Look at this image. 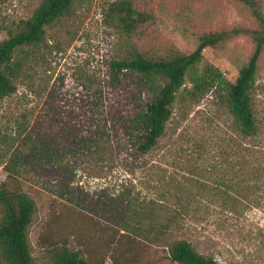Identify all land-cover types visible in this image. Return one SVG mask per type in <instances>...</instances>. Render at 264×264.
<instances>
[{"label": "rangeland", "instance_id": "1", "mask_svg": "<svg viewBox=\"0 0 264 264\" xmlns=\"http://www.w3.org/2000/svg\"><path fill=\"white\" fill-rule=\"evenodd\" d=\"M40 1L0 0V42ZM115 1L74 0L68 16L44 28V44L13 79L14 92L0 100V184L34 203L26 228L32 264H46V250L60 245L79 251L87 264H177L164 248L119 230L120 204L129 200L140 209L163 196L173 202L169 193L196 168L213 164L215 145L229 135L224 93L251 52L246 38L202 51L198 74L215 68L222 85L191 99L186 80L163 135L144 155H131L122 132L135 109L136 79H112L108 67L130 51L150 59L189 54L202 34L250 25L244 12L231 0H130L153 19L125 39L108 15ZM251 97L264 138V53ZM50 140L65 152L62 164L39 157L38 146ZM199 142L208 149L201 156ZM11 164L14 172L6 169ZM186 188L190 206L174 238L190 240L216 264H264V188L255 195L263 206L236 215L221 213L210 194Z\"/></svg>", "mask_w": 264, "mask_h": 264}, {"label": "trees", "instance_id": "2", "mask_svg": "<svg viewBox=\"0 0 264 264\" xmlns=\"http://www.w3.org/2000/svg\"><path fill=\"white\" fill-rule=\"evenodd\" d=\"M73 1L41 0L31 15L18 21L0 42V100L14 92L13 79L44 44V28L68 16ZM231 1L238 12H244L250 25L202 34L196 38V46L189 54L172 53L150 59L130 51L123 59L110 61L108 67L112 79L128 74L136 79L135 109L126 119L122 132L131 155L139 156L154 148L163 135L170 116L169 108L186 80L191 84V99L222 85L221 74L215 68H207L198 74L196 65L202 51L238 36L251 43L246 62L237 70L233 83L225 88V107L231 121L227 129L229 135L215 145V162L196 168L192 179H187L180 188L176 187L175 194L169 193L171 203L163 196L140 209L131 207L129 200L120 204L123 212H119L117 219L119 230L130 240L164 248L168 259L177 264H216L211 256L198 253L190 240L172 235L173 230L183 227V215L190 206L187 185L198 194H210L224 214L236 215L242 207L263 206L255 195L264 188V138L253 114L251 91L257 62L264 53V0ZM108 15L125 39L141 34L142 26L153 19L146 11L135 9L130 0L112 3ZM196 147L198 156L203 151L208 152L206 142H199ZM38 154L52 164H62L65 158V152L53 140L38 146ZM12 162L15 163L14 159ZM6 169L15 171L12 164ZM208 180H211L209 185L206 184ZM182 197L186 199L181 200ZM33 212L34 203L30 198L0 184L2 264H32L26 228ZM46 254V264H87L79 251H71L62 245L50 247Z\"/></svg>", "mask_w": 264, "mask_h": 264}]
</instances>
